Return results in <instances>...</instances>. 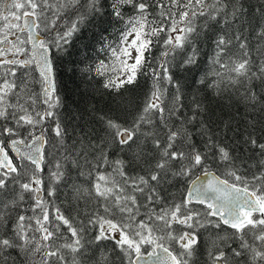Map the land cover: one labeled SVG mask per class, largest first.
Returning <instances> with one entry per match:
<instances>
[{
    "label": "snow or ice",
    "instance_id": "obj_1",
    "mask_svg": "<svg viewBox=\"0 0 264 264\" xmlns=\"http://www.w3.org/2000/svg\"><path fill=\"white\" fill-rule=\"evenodd\" d=\"M0 264H264V0H0Z\"/></svg>",
    "mask_w": 264,
    "mask_h": 264
},
{
    "label": "trees",
    "instance_id": "obj_2",
    "mask_svg": "<svg viewBox=\"0 0 264 264\" xmlns=\"http://www.w3.org/2000/svg\"><path fill=\"white\" fill-rule=\"evenodd\" d=\"M261 2L262 0H247L250 10L260 6ZM92 43H94L92 33L89 32L81 40L77 41L75 47L72 49V55L66 57L59 66L58 79L61 82V91L65 97V102L73 109L76 106L82 108L88 100L85 93L89 85L81 78L78 71L81 65L76 62L83 59L81 50L84 46ZM91 54L94 55V53ZM73 68L76 71H72L71 69Z\"/></svg>",
    "mask_w": 264,
    "mask_h": 264
}]
</instances>
